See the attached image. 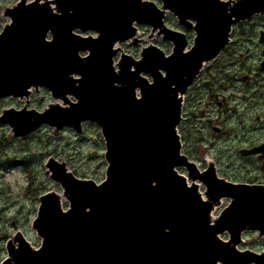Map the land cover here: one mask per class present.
<instances>
[{
    "label": "water",
    "instance_id": "water-1",
    "mask_svg": "<svg viewBox=\"0 0 264 264\" xmlns=\"http://www.w3.org/2000/svg\"><path fill=\"white\" fill-rule=\"evenodd\" d=\"M26 1L4 10L11 21L0 34V99L28 103L43 87L55 102L4 109L0 123L15 137L43 125L82 134L84 122L96 123L108 165L98 183L50 157L46 174L62 192L40 196L32 228L41 244L18 231L1 264H264V251L239 248L246 231L264 239V184L222 178L212 161L201 172L181 153L178 133L185 93L230 42L233 25L264 14V0ZM169 12L195 32L190 49L186 33L166 24ZM145 24L154 42L135 59L120 45L143 41ZM157 37L172 42L170 54ZM259 152L264 143L242 150Z\"/></svg>",
    "mask_w": 264,
    "mask_h": 264
},
{
    "label": "rangeland",
    "instance_id": "rangeland-1",
    "mask_svg": "<svg viewBox=\"0 0 264 264\" xmlns=\"http://www.w3.org/2000/svg\"><path fill=\"white\" fill-rule=\"evenodd\" d=\"M17 1L0 0V29L8 22V19L4 17V7H10ZM155 1L160 4L159 0ZM167 24L172 28L185 31L189 43L193 42L195 33L185 30L174 15H168ZM261 30H264V16H256L234 27L233 35L242 44L241 47L236 46L238 48L234 50L233 60L229 57L224 60L227 64L233 61L237 65L235 68L234 66L226 67L228 73L258 69L263 56L261 50L262 47L264 48V44L259 42L258 34ZM140 31L141 38L145 39L142 45L152 42V38L149 37L150 26L141 25ZM92 34L95 33L92 32ZM157 44L167 53L172 50V44L161 38L158 39ZM139 46L124 44L123 48L125 52L137 57L141 50ZM223 68L224 64L221 63V68L216 72ZM252 88L256 90L254 86ZM32 97L34 98L29 107L40 111L54 102L46 89H41ZM192 98L193 93L189 95L191 107L188 106L189 108L185 109L188 114L199 106L197 100ZM24 105L25 102L20 99L1 100L0 115L4 108L20 109ZM215 107L217 106L205 107L208 114L202 115L199 119L194 120L193 116L192 118L188 116L189 120L180 127L184 153L200 168L206 166L205 161L215 155L218 159L220 176L229 180L264 182L262 163H257L251 158L242 159L239 154V149L242 147L259 146L264 143V104H256L247 110L241 105L238 116L226 111L220 117L221 119L216 118L217 113L212 112V108ZM215 127L222 129L218 130ZM104 154L105 143L100 128L90 122L84 124L82 135L67 127L55 132L54 128L45 125L28 138L13 137L10 126L0 123V262L6 256L7 239L18 231L22 232L33 245L41 244V238L32 228V222L39 208L40 196L52 190L62 192L60 185L46 175L45 163L48 158L54 157L59 161H65L80 178H90L100 182L105 178L107 168ZM225 205H227L226 201L221 208H218L215 215H218ZM245 239L246 243L242 248L258 252L264 250V240L258 237L257 233L248 232Z\"/></svg>",
    "mask_w": 264,
    "mask_h": 264
},
{
    "label": "flooded vegetation",
    "instance_id": "flooded-vegetation-1",
    "mask_svg": "<svg viewBox=\"0 0 264 264\" xmlns=\"http://www.w3.org/2000/svg\"><path fill=\"white\" fill-rule=\"evenodd\" d=\"M29 1L30 0H28L27 2ZM256 16H264V14H258ZM1 30L2 29H0V31ZM258 35H259L260 44H264V41L262 40V36L264 35V30H261ZM241 44L242 42L237 41L232 33L230 43L224 48V50L214 61L206 65L204 69L201 71L197 79L194 81V83L191 85V87L188 89L187 93L185 94L184 105H183V121L181 126H183V124L186 123V120H189L188 116H191V118L193 116L195 120L202 117V115L208 114L207 108L205 107H210L211 105L217 106L215 108H212V112L217 113L216 118L221 119L220 117L226 111L230 112L231 114L232 113L236 114L238 116L240 113L239 107L241 105L242 108H246L245 110H247L250 107L256 106V104H264L263 102L264 48L263 47L261 50L263 56L261 58L257 70L250 69L245 71H235L229 73L226 71V67L229 66H234L233 68L237 67L236 62L230 61V63L227 64L225 63L224 60L227 57L233 60L235 54L234 50L238 48L236 46L241 47ZM242 55L244 54L242 53ZM221 63L224 64V68L221 71L216 72L217 69L221 68ZM253 86L256 88L255 91L252 88ZM191 93H193L192 99L197 100L199 106L195 107L194 111L188 114L187 112H185V109L189 108L188 106H190L189 95ZM33 98L34 97H31V101ZM234 102L237 104L234 105L233 104ZM215 128L218 130L222 129L220 127H215ZM31 135H33V133L25 137H18V138H28ZM182 140H183V136H182ZM256 146L258 145H250L248 147H242L239 149V154L241 155L242 159L251 158L253 159V161L257 163H262L263 166L264 157L262 152L256 154H248V155L242 154V150L244 149L249 150ZM183 149H184V143H183ZM209 159H212L217 164L218 159L215 155L212 156V158H208L205 161L207 164L209 162ZM204 168L205 166L201 167L202 170ZM250 181L249 183H259V182H255L254 180H250ZM260 183H264V182H260Z\"/></svg>",
    "mask_w": 264,
    "mask_h": 264
}]
</instances>
